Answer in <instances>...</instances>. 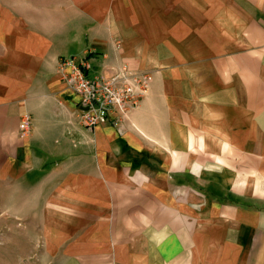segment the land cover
Returning <instances> with one entry per match:
<instances>
[{
  "label": "crops",
  "instance_id": "crops-1",
  "mask_svg": "<svg viewBox=\"0 0 264 264\" xmlns=\"http://www.w3.org/2000/svg\"><path fill=\"white\" fill-rule=\"evenodd\" d=\"M62 58L152 82L123 120L86 128ZM0 182L28 262L264 264V0L0 6Z\"/></svg>",
  "mask_w": 264,
  "mask_h": 264
},
{
  "label": "built area",
  "instance_id": "built-area-1",
  "mask_svg": "<svg viewBox=\"0 0 264 264\" xmlns=\"http://www.w3.org/2000/svg\"><path fill=\"white\" fill-rule=\"evenodd\" d=\"M58 74L66 89L76 95L82 105L90 108L91 113L80 118L86 128H94L112 119L123 120L139 106L152 82L151 74L132 71L126 65L110 77L89 79L84 68L74 64L71 58L60 60ZM30 132V119L24 117L18 126L19 136L28 137Z\"/></svg>",
  "mask_w": 264,
  "mask_h": 264
},
{
  "label": "rangeland",
  "instance_id": "rangeland-1",
  "mask_svg": "<svg viewBox=\"0 0 264 264\" xmlns=\"http://www.w3.org/2000/svg\"><path fill=\"white\" fill-rule=\"evenodd\" d=\"M7 5L9 0H0V6ZM16 201L9 199V183L0 182V264H45L27 261L33 248L27 245L30 232L22 230V208Z\"/></svg>",
  "mask_w": 264,
  "mask_h": 264
}]
</instances>
